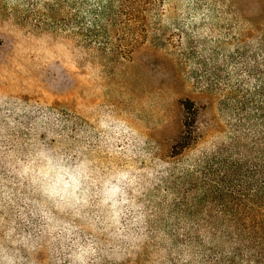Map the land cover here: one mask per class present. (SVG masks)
Returning a JSON list of instances; mask_svg holds the SVG:
<instances>
[{
    "label": "trees",
    "instance_id": "16d2710c",
    "mask_svg": "<svg viewBox=\"0 0 264 264\" xmlns=\"http://www.w3.org/2000/svg\"><path fill=\"white\" fill-rule=\"evenodd\" d=\"M180 1L16 0L11 5L0 0V15L33 30L69 33L87 49V65H100L107 78L138 49H240L228 57L235 68L240 66L242 87L247 86L236 110L255 111L257 123L248 128L257 126L248 134L254 138L243 150L218 153L212 164L179 166L174 160L203 137V108L190 99L179 101L184 119L165 174L151 172L138 181L141 208L152 209L155 231L141 238L138 248L123 250L117 264H264V0H190L189 17L180 15ZM191 9L192 16H202L199 25L189 21ZM32 89L38 91L35 85ZM48 92H40L41 98L0 101V128L31 123L39 134L46 130L40 121L47 120L74 131L85 144L94 139L96 155L102 149L97 135L87 137L82 109L71 107L78 97L66 101ZM110 152L113 163L118 153ZM150 175L155 179L147 181Z\"/></svg>",
    "mask_w": 264,
    "mask_h": 264
},
{
    "label": "rangeland",
    "instance_id": "374dc122",
    "mask_svg": "<svg viewBox=\"0 0 264 264\" xmlns=\"http://www.w3.org/2000/svg\"><path fill=\"white\" fill-rule=\"evenodd\" d=\"M15 1L5 0L11 5ZM190 4V0L178 3L181 16L189 17ZM201 20L200 15L189 19L197 25ZM69 35L33 30L0 15V101L41 98L39 93H49L48 89L66 101L77 96L71 107L82 109L87 137L92 132L99 137V163H111L113 151L118 153L115 160H128L129 169L154 160L143 173L137 169L139 177L154 168L162 170L182 128L184 113L178 103L187 99L203 108L199 117L203 137L185 157L174 160L179 166L212 164L220 152L243 150L254 138L248 134L258 131L257 126L248 129L257 123L253 109L247 114L236 110L245 95L244 77L228 57L240 49H138L107 78L100 65H87V49ZM124 139L131 143L120 147Z\"/></svg>",
    "mask_w": 264,
    "mask_h": 264
},
{
    "label": "clouds",
    "instance_id": "9594fccd",
    "mask_svg": "<svg viewBox=\"0 0 264 264\" xmlns=\"http://www.w3.org/2000/svg\"><path fill=\"white\" fill-rule=\"evenodd\" d=\"M40 127L0 128V264H117L155 231L137 175L154 160L131 171L127 159L103 165L94 139L43 119Z\"/></svg>",
    "mask_w": 264,
    "mask_h": 264
}]
</instances>
